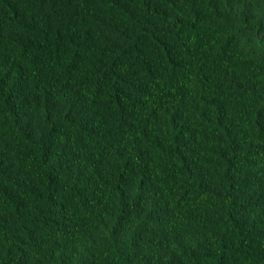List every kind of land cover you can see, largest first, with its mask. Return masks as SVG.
Instances as JSON below:
<instances>
[{
    "label": "trees",
    "instance_id": "1",
    "mask_svg": "<svg viewBox=\"0 0 264 264\" xmlns=\"http://www.w3.org/2000/svg\"><path fill=\"white\" fill-rule=\"evenodd\" d=\"M0 264H264V0H0Z\"/></svg>",
    "mask_w": 264,
    "mask_h": 264
}]
</instances>
